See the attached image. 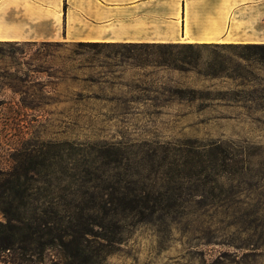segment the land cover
Instances as JSON below:
<instances>
[{
	"label": "rangeland",
	"instance_id": "rangeland-1",
	"mask_svg": "<svg viewBox=\"0 0 264 264\" xmlns=\"http://www.w3.org/2000/svg\"><path fill=\"white\" fill-rule=\"evenodd\" d=\"M205 45L193 50L197 65L180 70L188 73L143 66L145 53L156 49L69 43L0 49L2 82L16 71L25 80L28 71L48 72L41 84L20 86L18 95L2 92L19 109L26 139L42 129L33 122L37 111L20 102L36 105L43 97V130L53 142L114 146L124 155L191 145L228 149L233 161L221 171L223 209L192 204L185 217L135 225L106 264H264V59ZM2 114L7 111H0V129ZM55 254L43 264H57Z\"/></svg>",
	"mask_w": 264,
	"mask_h": 264
},
{
	"label": "trees",
	"instance_id": "trees-1",
	"mask_svg": "<svg viewBox=\"0 0 264 264\" xmlns=\"http://www.w3.org/2000/svg\"><path fill=\"white\" fill-rule=\"evenodd\" d=\"M77 45L156 49L145 53L142 65L173 70L164 72L188 73L192 71L180 70L197 65L193 56L196 45ZM22 46L36 47L37 43L0 42V49L12 52ZM214 47L241 49L242 58L264 59L263 44ZM20 73L7 74L9 81H0V111H7L2 114L0 129V264H43L52 252L57 253V264H106L135 225L185 217L192 204L199 211L224 208L221 171L233 160L228 149L220 145L124 155L114 146L85 148L53 142L43 130V97L36 105L20 102L24 110L37 111L33 122L42 129L41 135L26 139L19 129V109L14 107L13 98L4 99L2 92L18 95L20 86L31 82L39 85L48 72L42 68L28 71V80ZM206 74L241 77L238 71Z\"/></svg>",
	"mask_w": 264,
	"mask_h": 264
},
{
	"label": "crops",
	"instance_id": "crops-1",
	"mask_svg": "<svg viewBox=\"0 0 264 264\" xmlns=\"http://www.w3.org/2000/svg\"><path fill=\"white\" fill-rule=\"evenodd\" d=\"M0 42L264 45V0H0Z\"/></svg>",
	"mask_w": 264,
	"mask_h": 264
}]
</instances>
